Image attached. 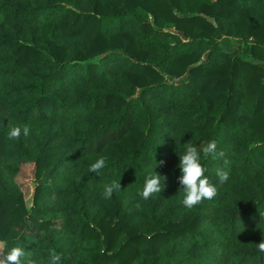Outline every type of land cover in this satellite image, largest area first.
<instances>
[{
  "label": "trees",
  "instance_id": "trees-1",
  "mask_svg": "<svg viewBox=\"0 0 264 264\" xmlns=\"http://www.w3.org/2000/svg\"><path fill=\"white\" fill-rule=\"evenodd\" d=\"M211 140L217 195L188 209L178 153ZM0 240L40 264H264V0H0Z\"/></svg>",
  "mask_w": 264,
  "mask_h": 264
},
{
  "label": "clouds",
  "instance_id": "clouds-1",
  "mask_svg": "<svg viewBox=\"0 0 264 264\" xmlns=\"http://www.w3.org/2000/svg\"><path fill=\"white\" fill-rule=\"evenodd\" d=\"M27 137L30 134V128L28 125L11 127L8 131V138L10 140H17L21 137V134ZM218 145L215 140H211L205 144L197 147L196 145L188 142L184 144V152L178 153L180 163L178 168L181 171L179 176V183L182 186L184 196L182 204L188 208L201 204L204 200H212L217 195L216 186L210 182V179L205 175L206 169L202 166L201 154L205 158L211 157L212 159H222L225 157L223 150H217ZM159 164L165 163L159 161ZM227 161L225 160V164ZM106 166V158L101 156L93 162L89 168V173L100 174L101 170ZM215 175L219 178L221 183L227 182L229 179V172L224 168L217 167L215 169ZM167 176H161L156 173L146 179L142 191L139 195L144 200L150 199L154 194L161 193L166 187ZM163 180V185L161 181ZM121 188V181L112 180L110 183L105 184L103 187L102 197L105 200H110L115 191ZM257 251L264 253V240L256 244ZM26 251L22 246H13L10 249L0 250V264H40L37 259L26 258ZM62 254L57 253L54 249L49 250L47 264H61Z\"/></svg>",
  "mask_w": 264,
  "mask_h": 264
},
{
  "label": "rangeland",
  "instance_id": "rangeland-1",
  "mask_svg": "<svg viewBox=\"0 0 264 264\" xmlns=\"http://www.w3.org/2000/svg\"><path fill=\"white\" fill-rule=\"evenodd\" d=\"M239 42H240L239 38H234V37H230V36L225 35V36H222L220 38L219 46L224 48V49L232 50V49L237 47ZM36 125L39 127L38 123H35L34 126H36ZM19 126L22 127L23 125L20 124ZM34 128L35 127H30V129H34ZM248 137H249V135H248ZM17 179H18V181L21 182V189H22L23 194L26 198L27 205L30 207L34 186L36 184L34 179H33V176H32V164H26V163L22 164L20 167V170L18 172ZM131 195H132L131 192L127 191L125 193L124 197L126 199H129L131 197ZM88 244H89L88 242H84V246H87ZM2 249H3V241L0 240V250H2ZM85 251L86 250H83V252H85Z\"/></svg>",
  "mask_w": 264,
  "mask_h": 264
},
{
  "label": "crops",
  "instance_id": "crops-1",
  "mask_svg": "<svg viewBox=\"0 0 264 264\" xmlns=\"http://www.w3.org/2000/svg\"><path fill=\"white\" fill-rule=\"evenodd\" d=\"M223 36H225V35H223Z\"/></svg>",
  "mask_w": 264,
  "mask_h": 264
}]
</instances>
